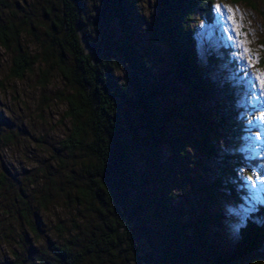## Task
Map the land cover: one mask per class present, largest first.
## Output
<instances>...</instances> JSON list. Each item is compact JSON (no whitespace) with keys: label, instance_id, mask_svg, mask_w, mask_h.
<instances>
[{"label":"trees","instance_id":"trees-1","mask_svg":"<svg viewBox=\"0 0 264 264\" xmlns=\"http://www.w3.org/2000/svg\"><path fill=\"white\" fill-rule=\"evenodd\" d=\"M47 1L40 16L0 19V48L11 54V77L43 66L64 82L63 118L70 126L60 146L71 159V186L63 190L76 213L54 225L55 241L48 239L47 256L39 257L38 208L50 199L41 195L33 209H17L16 219L37 239L29 242L27 260L14 255L17 264H249L264 250V204H255L228 239L221 204L248 194L241 180L246 157L226 144L228 137L238 143L241 120L231 101L211 108L210 118L197 105L214 83L199 65L193 17L199 12L210 20L215 0H157L144 51L131 31V0L91 7V0ZM37 33L40 48L31 52L23 38ZM161 45L188 92L187 104L150 75L148 59ZM164 99L173 104L163 108ZM218 130L226 134L222 146L212 141ZM194 150L206 160L191 175L183 167ZM175 183L189 190L184 208L177 206Z\"/></svg>","mask_w":264,"mask_h":264},{"label":"rangeland","instance_id":"rangeland-1","mask_svg":"<svg viewBox=\"0 0 264 264\" xmlns=\"http://www.w3.org/2000/svg\"><path fill=\"white\" fill-rule=\"evenodd\" d=\"M131 1L134 4L131 31L144 51L157 0ZM96 2L88 3L90 6ZM49 4L47 0H3L0 19L20 22L18 16H23L27 20L40 16L42 8ZM212 9L210 20L199 12L193 17L199 65L214 83L212 93L201 95L204 98L197 105L201 115L210 118L211 108H225V103L231 101L241 120V138L234 146L228 137L226 144L229 148L237 147L246 157L241 166V180L247 196H242L239 202L225 198L221 201L223 225L227 227L224 236L228 239L230 234H236L255 204H264V0H215ZM33 23L36 27L39 25L38 21ZM38 38L40 35L27 34L22 46L37 52ZM148 63L153 80L165 84L174 100L190 102L187 90L174 79V64L164 45L160 46V54L149 58ZM10 66V52L0 48V174L5 178L0 183V264H17L15 254V258L27 260L29 242H37L27 233L25 221L16 219L17 209L21 212L29 206L33 209L35 199L41 195L50 199L46 208H38L43 220L40 241L35 244L39 257L47 256L48 239L55 241L54 225L68 222L76 213L63 190L66 185L67 189L71 186L68 180L71 159H67V153L60 146L70 126L63 118L64 82L57 71L44 73L43 66L42 69L34 66L24 77L15 79L9 74ZM168 102L172 100H162L163 108L169 107ZM224 134L221 130L212 133V141L222 146ZM162 156L168 157L166 147ZM190 156L192 159L184 164L187 167L183 171L192 175L198 160L205 161L206 157L195 150L190 151ZM173 190L178 196L177 206L184 208L187 200L182 202V199L189 190L180 189L177 183ZM247 263L264 264V250L249 257Z\"/></svg>","mask_w":264,"mask_h":264}]
</instances>
